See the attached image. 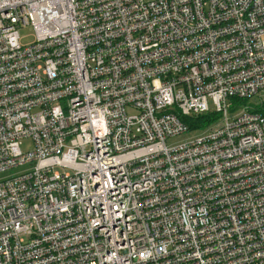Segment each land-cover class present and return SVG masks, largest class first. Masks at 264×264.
I'll list each match as a JSON object with an SVG mask.
<instances>
[{
	"label": "built area",
	"instance_id": "obj_1",
	"mask_svg": "<svg viewBox=\"0 0 264 264\" xmlns=\"http://www.w3.org/2000/svg\"><path fill=\"white\" fill-rule=\"evenodd\" d=\"M262 90L264 0H0V264H264Z\"/></svg>",
	"mask_w": 264,
	"mask_h": 264
},
{
	"label": "rangeland",
	"instance_id": "obj_2",
	"mask_svg": "<svg viewBox=\"0 0 264 264\" xmlns=\"http://www.w3.org/2000/svg\"><path fill=\"white\" fill-rule=\"evenodd\" d=\"M18 35L20 37L19 41H20L21 45H28V44H30L33 41L32 33H31V31L28 28L20 29L18 31ZM259 99L262 102H264V90H262L261 92L257 93L255 96L250 98L248 100V103L251 104V105H253V104L255 105V104L258 103ZM209 108H210L211 113H213L214 112V107L211 104V102H209ZM127 113L128 114H133V111L129 110ZM236 113L237 112L228 113V115L229 116H234ZM218 122H219L218 119H215L209 125H207L206 127L202 128L200 130L187 131L184 134L168 138L165 141V145H166V147L171 148V147H175V146L181 145V144L186 143V142H190V141L195 140V139H197L199 137H203L204 135L207 134V132L210 129H213L218 124ZM19 149H20V151L22 153H25L26 151H30L32 149L31 140H22L20 142ZM29 169H30V166H28V165L19 166V167H15V168L9 169V170H7V171H5L3 173H0V181H3V180H6V179H9L11 177L17 176L19 174H22L25 171H28Z\"/></svg>",
	"mask_w": 264,
	"mask_h": 264
},
{
	"label": "trees",
	"instance_id": "obj_3",
	"mask_svg": "<svg viewBox=\"0 0 264 264\" xmlns=\"http://www.w3.org/2000/svg\"><path fill=\"white\" fill-rule=\"evenodd\" d=\"M232 108H236L241 105H246L247 103L244 101H239L236 99H231ZM259 113H264V107L258 108L254 110ZM217 116H214L212 114H205L201 116L196 117H181V122L187 127L188 131L192 130H200L207 125H209L211 122H213L215 119H217Z\"/></svg>",
	"mask_w": 264,
	"mask_h": 264
}]
</instances>
